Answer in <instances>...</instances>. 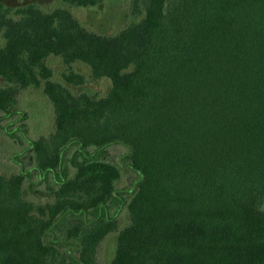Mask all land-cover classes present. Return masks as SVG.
I'll return each instance as SVG.
<instances>
[{"label": "trees", "instance_id": "obj_1", "mask_svg": "<svg viewBox=\"0 0 264 264\" xmlns=\"http://www.w3.org/2000/svg\"><path fill=\"white\" fill-rule=\"evenodd\" d=\"M104 1L0 0V264H103L111 236L105 264H264V0H130L114 34L71 9Z\"/></svg>", "mask_w": 264, "mask_h": 264}, {"label": "rangeland", "instance_id": "obj_2", "mask_svg": "<svg viewBox=\"0 0 264 264\" xmlns=\"http://www.w3.org/2000/svg\"><path fill=\"white\" fill-rule=\"evenodd\" d=\"M9 5H19L29 2H38L42 4L47 9H52L58 6L63 5L62 0H3ZM130 0H105L97 6H84V7H71L74 14L90 29L105 33V34H114L118 32L122 27L128 23V6ZM1 42V38H0ZM50 65L54 68L56 79L61 80V72L66 68L60 57H53L49 61ZM75 69L81 71L87 76V83L82 86H71L75 91L87 90L92 93L105 94L109 91V88L112 84L111 80L106 78L93 79L91 78L90 67L84 63H75ZM28 94L25 97V107L30 114H32V128L36 132L47 131L53 129L54 120H53V109L49 100L47 99L43 87L32 88L28 90ZM26 93V94H27ZM21 101L24 100L23 94L20 96ZM1 116V115H0ZM17 115L9 117L7 120H14ZM44 133V132H43ZM36 133L33 132L35 136ZM6 141V136L3 132V129L0 128V151L3 148V142ZM17 150V146H12L11 148H6L0 152V164L3 165L11 164L12 161L10 156L13 154V151ZM10 160L5 162V160ZM29 164V162H27ZM141 176V175H140ZM142 177V176H141ZM139 177V179L141 178ZM132 184L130 177L125 175L123 181L120 185ZM114 250V237H109L107 242H105L101 248V258L103 264H105L109 257L112 255Z\"/></svg>", "mask_w": 264, "mask_h": 264}]
</instances>
